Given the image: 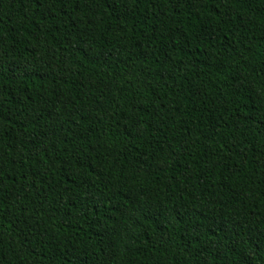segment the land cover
<instances>
[{"label": "trees", "instance_id": "16d2710c", "mask_svg": "<svg viewBox=\"0 0 264 264\" xmlns=\"http://www.w3.org/2000/svg\"><path fill=\"white\" fill-rule=\"evenodd\" d=\"M264 0H0V264H264Z\"/></svg>", "mask_w": 264, "mask_h": 264}, {"label": "snow or ice", "instance_id": "6c2138e0", "mask_svg": "<svg viewBox=\"0 0 264 264\" xmlns=\"http://www.w3.org/2000/svg\"><path fill=\"white\" fill-rule=\"evenodd\" d=\"M262 90H264V89H262ZM242 264H248V262L247 261H242Z\"/></svg>", "mask_w": 264, "mask_h": 264}]
</instances>
